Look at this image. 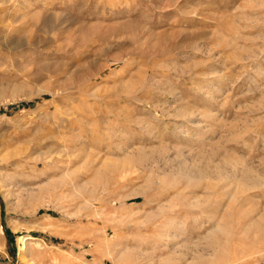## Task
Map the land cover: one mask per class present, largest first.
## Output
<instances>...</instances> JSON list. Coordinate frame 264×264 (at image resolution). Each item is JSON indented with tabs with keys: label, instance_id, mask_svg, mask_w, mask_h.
I'll return each mask as SVG.
<instances>
[{
	"label": "rangeland",
	"instance_id": "374dc122",
	"mask_svg": "<svg viewBox=\"0 0 264 264\" xmlns=\"http://www.w3.org/2000/svg\"><path fill=\"white\" fill-rule=\"evenodd\" d=\"M0 160V264H264V0H0Z\"/></svg>",
	"mask_w": 264,
	"mask_h": 264
},
{
	"label": "bare ground",
	"instance_id": "6f19581e",
	"mask_svg": "<svg viewBox=\"0 0 264 264\" xmlns=\"http://www.w3.org/2000/svg\"><path fill=\"white\" fill-rule=\"evenodd\" d=\"M4 160V159H3ZM2 160V161H3ZM1 161V160H0ZM158 215V214H157ZM186 216V215H185ZM186 219V218H185ZM153 220H155V219H150V220H148L147 221V223H149V222H152ZM264 221V220H263ZM262 221V222H263ZM197 222V221H196ZM260 223L261 222H259V224L258 225H260ZM262 224V223H261ZM186 225V224H185ZM174 226V225H173ZM190 226V225H189ZM264 226V225H263ZM261 227V228H264V227ZM195 227V226H194ZM185 228V227H184ZM199 228V227H198ZM260 228V227H259ZM197 229V228H196ZM173 230V231H172ZM198 230V229H197ZM186 231V230H185ZM185 231H184V229L182 230V229H178L177 227L175 228V227H170L169 229H165L164 231H163V233H161V237H163V240H165L166 241V243H165V247H167V246H170L169 245V239H175V238H178L179 237V235H185L186 233H185ZM263 231H264V229H263ZM185 233V234H184ZM188 233V232H187ZM188 236V235H187ZM163 241H162V239H160L159 240V242H153L152 244H153V249L155 250V249H160L159 247L160 246H162V243ZM185 242H186V240H185ZM173 244V243H172ZM149 245H150V242H149ZM172 246V245H171ZM151 248H152V245L150 246ZM163 247V246H162ZM197 247V246H196ZM191 248V247H190ZM158 251V250H157ZM160 251V250H159ZM137 256V255H136ZM180 258H178L177 260H179ZM180 262V261H179Z\"/></svg>",
	"mask_w": 264,
	"mask_h": 264
}]
</instances>
